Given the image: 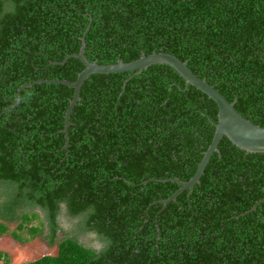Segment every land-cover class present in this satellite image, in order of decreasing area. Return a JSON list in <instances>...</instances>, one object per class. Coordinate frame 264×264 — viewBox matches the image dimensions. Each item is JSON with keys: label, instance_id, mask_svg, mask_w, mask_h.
Segmentation results:
<instances>
[{"label": "trees", "instance_id": "obj_1", "mask_svg": "<svg viewBox=\"0 0 264 264\" xmlns=\"http://www.w3.org/2000/svg\"><path fill=\"white\" fill-rule=\"evenodd\" d=\"M82 38L100 65L173 55L264 127V0H0V236L7 222L30 227L18 242L40 236V209L53 243L64 208L102 247L65 237L29 264H264V153L223 137L193 191L161 204L173 179L193 178L218 123L216 103L172 67L86 79L67 148L74 89L18 94L75 82L80 59L55 63Z\"/></svg>", "mask_w": 264, "mask_h": 264}, {"label": "water", "instance_id": "obj_2", "mask_svg": "<svg viewBox=\"0 0 264 264\" xmlns=\"http://www.w3.org/2000/svg\"><path fill=\"white\" fill-rule=\"evenodd\" d=\"M84 50L85 41L84 38H82V47L78 54L68 56L61 63H55L63 65L70 58L80 59L83 62L85 69L79 74L75 82L72 83L65 80H38L33 83L22 85L18 91V94H20L23 89L32 87L38 83H57L74 89L73 99L71 100L65 115V126L63 132L66 136V144L64 148H67L69 144L68 129L70 126V116L77 102L80 101L81 88L86 79L94 74L108 75L125 72H134L135 74H139L150 66L164 64L172 67L176 72H178L180 76H182V78L186 81L187 86L191 85L195 87L216 103L218 107V123H214L216 130L213 141L208 150L204 153V157L201 160L195 175L189 182L184 183L178 179L172 180L180 186V189L167 200L161 201V204L164 207L169 203L176 201L178 195H180L182 192L186 190L192 192L195 185L200 183L201 176L203 175L204 170L213 154L218 152V146L223 137H227L232 142V144H234L239 149L246 151L247 153H264V127L255 125L251 121L244 118L235 109V102H229L227 98L214 86L210 85L205 79L198 77L188 67L187 62H183L179 58L170 54L153 53L148 56L143 55L140 59L129 63L119 61L117 64L100 65L96 62L90 63L84 56ZM257 205L254 206L253 210L256 209Z\"/></svg>", "mask_w": 264, "mask_h": 264}, {"label": "rangeland", "instance_id": "obj_3", "mask_svg": "<svg viewBox=\"0 0 264 264\" xmlns=\"http://www.w3.org/2000/svg\"><path fill=\"white\" fill-rule=\"evenodd\" d=\"M39 216V220L33 222V226L40 227V221L45 224L43 233L29 242H18L13 237V232L19 234L22 239L29 238L30 227L25 228L23 231L17 229V222H7L8 232L0 236V253L8 255L9 264H29L44 256H56L58 253V243L65 237L77 236L80 243L87 247L99 249L102 247L100 241L95 234H79L77 231V224L79 219H71L66 215L63 208L59 218V230L53 241L49 239L50 230L47 227L48 223L45 219V214L40 209L32 210ZM2 264V263H0Z\"/></svg>", "mask_w": 264, "mask_h": 264}]
</instances>
